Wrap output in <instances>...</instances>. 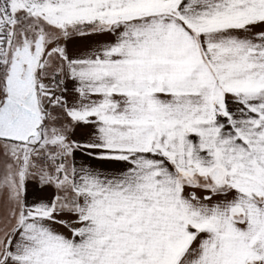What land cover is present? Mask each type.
Listing matches in <instances>:
<instances>
[{
    "label": "snow or ice",
    "instance_id": "snow-or-ice-1",
    "mask_svg": "<svg viewBox=\"0 0 264 264\" xmlns=\"http://www.w3.org/2000/svg\"><path fill=\"white\" fill-rule=\"evenodd\" d=\"M0 264H264V0H0Z\"/></svg>",
    "mask_w": 264,
    "mask_h": 264
}]
</instances>
